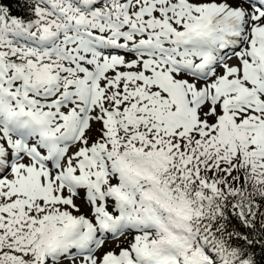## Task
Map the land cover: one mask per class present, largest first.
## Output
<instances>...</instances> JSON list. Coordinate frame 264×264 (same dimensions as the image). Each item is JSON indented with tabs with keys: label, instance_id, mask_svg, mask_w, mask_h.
Returning <instances> with one entry per match:
<instances>
[{
	"label": "snow or ice",
	"instance_id": "obj_1",
	"mask_svg": "<svg viewBox=\"0 0 264 264\" xmlns=\"http://www.w3.org/2000/svg\"><path fill=\"white\" fill-rule=\"evenodd\" d=\"M0 264H264V0H0Z\"/></svg>",
	"mask_w": 264,
	"mask_h": 264
}]
</instances>
